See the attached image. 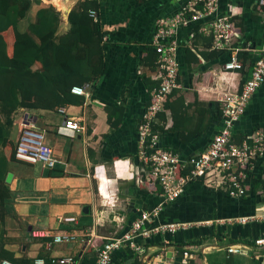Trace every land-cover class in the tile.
Masks as SVG:
<instances>
[{"label": "crops", "instance_id": "obj_1", "mask_svg": "<svg viewBox=\"0 0 264 264\" xmlns=\"http://www.w3.org/2000/svg\"><path fill=\"white\" fill-rule=\"evenodd\" d=\"M98 1V16L106 33L105 74L85 87L88 96L82 105H67L61 108L63 112L60 108L21 109V117L14 119L15 136L29 122L44 134L45 144L57 160L53 169L21 160L9 163L7 175L11 174V179L5 182L10 198L0 240L16 258L42 259L45 264L46 260L73 256L78 264H90L95 248L107 239L120 237L138 216L140 209L128 212L131 200L140 201L141 210L160 201L154 186L137 181L138 126L150 102L154 80V72L142 65V59L145 49L152 47L157 19L170 17L187 6L201 9L202 5L197 0ZM77 2L64 0L61 8H56L62 14V32L68 29L67 15ZM263 9L264 0H219L220 14L228 15L240 33L232 39V51L248 57L239 72L223 69L229 51L212 48L210 35L200 30L203 21L178 30L180 88L172 100L180 96L188 107L180 112L175 108V126L171 110L165 111L158 145L177 154L182 162L207 149L220 129L223 103L240 90L251 72L264 45ZM114 104L122 107V114L119 117L116 113L120 121L112 130L105 108ZM66 120L77 122L82 130H66ZM158 122L161 126L160 119ZM255 130L264 134V84L235 124L233 137L241 139ZM261 180L264 156L256 159L248 172L243 197H231L203 181L188 183L183 197L166 206L152 225L177 222L187 224V228L139 239V252L128 253L123 247L114 253L115 259L119 264H129L138 257L142 264H153L155 257L164 256L178 262L184 248H190L193 264H264V243L256 245V241L264 240ZM66 217L76 222H62ZM239 218L250 220L243 224L228 222ZM31 232H47L48 236L35 239ZM63 234L77 239L67 245L53 243L54 236ZM198 240V245L189 244ZM97 241L101 245L91 248ZM147 242L151 243L145 245ZM230 246L243 253H228Z\"/></svg>", "mask_w": 264, "mask_h": 264}, {"label": "built area", "instance_id": "obj_2", "mask_svg": "<svg viewBox=\"0 0 264 264\" xmlns=\"http://www.w3.org/2000/svg\"><path fill=\"white\" fill-rule=\"evenodd\" d=\"M201 9L187 6L178 13L159 18L155 22L151 46L157 53V68L153 79L158 86L151 92V104L142 115V123L138 126V183H148L160 189V201L152 208L140 210L138 216L131 222L129 229L120 237L107 239L101 246L95 248V262L93 264H111L112 256L123 247L139 252L142 246L137 240L147 239L156 234L174 233L187 228L183 223H164L152 226L159 218L166 204L178 199L185 191L188 183L198 180L213 185L229 196L240 198L245 195L244 181L248 172L253 168L256 159L264 156V134L255 130L236 142L233 129L239 121L254 95L264 84V45L260 55L255 60L248 77L243 80L240 90L230 95L221 107V126L214 135L207 149L201 154L182 162L179 156L171 150L158 145L159 133L152 129V124L158 122V114L165 113L164 103L174 90L180 88L178 83L179 63L177 51L179 47L177 33L182 27L190 23L203 21L200 30L212 37V48L229 51L228 60L224 63L225 71H242L243 66L231 49L234 37L240 35L238 28L230 17L219 12V0H197ZM264 17V9L262 11ZM90 17L96 18L94 11ZM72 91L87 97L85 87H74ZM63 112V109L60 108ZM64 128L73 132H80L81 126L66 120ZM16 158L30 163L40 164L42 167L53 169L57 160L53 157L52 149L45 144L42 132L33 125H24L17 140ZM178 171L183 172L178 175ZM249 218L231 219L229 223H246ZM64 223H75L73 217L62 219ZM47 232H31L35 239L47 238ZM72 234L57 235L53 238L55 244H70L76 241ZM264 240L256 241L262 245ZM228 253H243L228 247ZM194 253L190 248H184L181 258L175 262L172 257L157 256L153 264H192ZM52 264H78L73 256L53 259ZM0 264H14L8 260H1ZM34 264H44L42 259H36Z\"/></svg>", "mask_w": 264, "mask_h": 264}, {"label": "trees", "instance_id": "obj_3", "mask_svg": "<svg viewBox=\"0 0 264 264\" xmlns=\"http://www.w3.org/2000/svg\"><path fill=\"white\" fill-rule=\"evenodd\" d=\"M41 3L42 0H0V227L4 223L6 202L10 198V190L5 182L9 163L18 160L15 156L17 141L14 134L16 113L21 109L53 111L67 105H82L85 97L74 93L72 89L94 85L107 70L104 55L106 33L98 16L99 1L78 0L67 15L68 29L64 32L61 31L62 14L51 5L39 7L34 20L23 31L20 30V22L32 6ZM90 11H94L97 17H90ZM234 54L244 69L248 61L247 54L239 52ZM157 57L154 48H146L142 65L148 71L155 72ZM157 86L158 81L153 80L150 92ZM176 95L177 90H174L163 105L165 110H171L174 126L175 108L180 112L188 107L183 104L180 96L173 101ZM150 104L151 99L148 106ZM105 110L107 123L110 129L115 130L119 125L122 107L114 104ZM157 117L161 120V126H158L159 122L153 123L152 129L160 133L164 130V113H159ZM141 123L142 119L139 125ZM242 139L234 140L239 142ZM177 173L183 174L181 171ZM200 181L195 182L201 183ZM260 182L264 187V180ZM154 190L160 193L157 186H154ZM185 192L186 188L178 199L166 204L163 209L175 204ZM200 242V240L192 241L189 244L198 245ZM150 243L147 242L145 245ZM96 244L101 245L97 241L91 245V248ZM126 251L132 253L127 246ZM1 260H8L14 264H34V259L25 256L16 258L13 252L4 248L2 240H0ZM90 262V264L95 262V256ZM191 263L193 264V261ZM45 264H52L51 260H46ZM111 264H119L114 255ZM129 264L142 263L138 257H135Z\"/></svg>", "mask_w": 264, "mask_h": 264}, {"label": "rangeland", "instance_id": "obj_4", "mask_svg": "<svg viewBox=\"0 0 264 264\" xmlns=\"http://www.w3.org/2000/svg\"><path fill=\"white\" fill-rule=\"evenodd\" d=\"M64 0H57V3H55L54 0H42V3L40 5H34L32 6L31 10L27 13L26 17L20 22L19 28L22 30L25 28L29 23H31L34 20V15H35V10H37L39 7L51 5L54 6L55 8H61V3H63ZM62 26V25H61ZM22 112H17L16 116L14 119H16L17 115L18 117H21ZM21 131H19L16 136L18 137L20 135ZM8 152V151H7ZM9 153V152H8Z\"/></svg>", "mask_w": 264, "mask_h": 264}, {"label": "water", "instance_id": "obj_5", "mask_svg": "<svg viewBox=\"0 0 264 264\" xmlns=\"http://www.w3.org/2000/svg\"><path fill=\"white\" fill-rule=\"evenodd\" d=\"M27 125H29V122L26 123ZM10 179H11V174H8L7 177H6V182H10ZM142 204L140 201H136V200H131L130 203H129V209H128V212H130L132 209L133 211H136L135 209H142ZM86 210H83L84 213H86L87 209L88 208H85Z\"/></svg>", "mask_w": 264, "mask_h": 264}, {"label": "bare ground", "instance_id": "obj_6", "mask_svg": "<svg viewBox=\"0 0 264 264\" xmlns=\"http://www.w3.org/2000/svg\"><path fill=\"white\" fill-rule=\"evenodd\" d=\"M55 1V3H57V0H54Z\"/></svg>", "mask_w": 264, "mask_h": 264}]
</instances>
